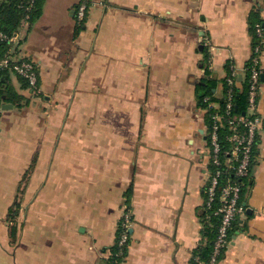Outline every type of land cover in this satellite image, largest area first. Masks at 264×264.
<instances>
[{"label":"crops","instance_id":"obj_1","mask_svg":"<svg viewBox=\"0 0 264 264\" xmlns=\"http://www.w3.org/2000/svg\"><path fill=\"white\" fill-rule=\"evenodd\" d=\"M82 1L43 0L22 22L38 89L2 75L0 264H107L127 209L121 264H205L200 86L221 99L231 67L243 80L264 0H87L80 22ZM261 68L245 212L220 264H264V45Z\"/></svg>","mask_w":264,"mask_h":264},{"label":"built area","instance_id":"obj_2","mask_svg":"<svg viewBox=\"0 0 264 264\" xmlns=\"http://www.w3.org/2000/svg\"><path fill=\"white\" fill-rule=\"evenodd\" d=\"M19 1L26 13L23 23H28L36 0ZM87 8V0L78 5L76 15L80 22L85 20ZM256 34L261 43L254 47L249 66L244 68V71L248 70V103L245 113H233L234 87L240 75V71L233 67L225 78L228 90L224 109H220L218 102L213 101L211 97L206 96L204 99L206 108L210 111V125L207 130L210 168L207 172L204 208L212 211L214 216L220 219L208 264H220V257L230 243V230L245 212L242 203L243 186L251 172L262 123L258 113L259 90L262 83L261 49L264 45V27L261 24H256ZM20 41L18 32L7 34L0 30V42L11 45L7 54L0 59V79L2 72L12 73L25 80L31 89L36 90L39 83L38 66L34 61L17 55L21 46ZM207 45L214 50L209 42ZM132 222V211L127 209L118 227L116 244L118 250L110 253V258L115 256L118 260L109 258L107 264H121L119 259L128 247Z\"/></svg>","mask_w":264,"mask_h":264},{"label":"trees","instance_id":"obj_3","mask_svg":"<svg viewBox=\"0 0 264 264\" xmlns=\"http://www.w3.org/2000/svg\"><path fill=\"white\" fill-rule=\"evenodd\" d=\"M28 1V0H24ZM43 0H36L35 6L30 14V19H28L29 22L33 21L35 17H37L40 13V8ZM19 0H5L0 1V30L7 33V34H13L15 32H18L20 27L22 26V22L25 19V10L23 7L20 6ZM258 24V23H257ZM262 25V23H261ZM251 31L254 34V47L259 45L261 43V39L256 34V25H251ZM9 50V44L5 42H0V58L3 57L6 51ZM249 62L245 67L248 68ZM7 72H2L0 83L2 82V75L6 74ZM224 91H223V98L218 99L215 97V93L213 92L214 85L210 84V82H207L206 84L200 86V89H205L206 96L211 97L213 101H217L219 104L220 109H224L225 107V97L227 94L228 86L226 80H224ZM28 86V84H27ZM247 90H248V70L245 71V75L243 77L242 81H237L234 87V108L233 113L234 114H243L246 111L247 103H248V97H247ZM9 95L14 96L13 93H10ZM0 97H1V91H0ZM204 106L207 107V104H204ZM210 111H208V124L210 125V117H209ZM255 153V152H254ZM247 180L244 181L243 186V193H242V203H243V197L246 192L247 188ZM202 221L204 224L203 228V236L205 239V243L202 247H200L196 251V255L200 256V259L205 263L208 264V261L210 259L214 242L217 237V231L220 223V219L212 213L210 210H206L204 208V211L202 213ZM239 221V220H238ZM235 222L232 229L230 230V240L232 232L238 223ZM118 249L116 248L113 252L115 253ZM225 253V252H224ZM224 253L221 255L220 260H222ZM126 255V250H124V254L122 257H120V261L123 260V258ZM110 260H118L115 256L110 258Z\"/></svg>","mask_w":264,"mask_h":264}]
</instances>
